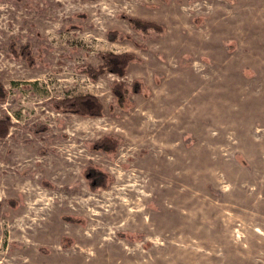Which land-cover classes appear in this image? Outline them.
Segmentation results:
<instances>
[{
  "label": "rangeland",
  "instance_id": "1",
  "mask_svg": "<svg viewBox=\"0 0 264 264\" xmlns=\"http://www.w3.org/2000/svg\"><path fill=\"white\" fill-rule=\"evenodd\" d=\"M1 86L0 264H264V0H0ZM82 95L101 116L56 109Z\"/></svg>",
  "mask_w": 264,
  "mask_h": 264
},
{
  "label": "trees",
  "instance_id": "2",
  "mask_svg": "<svg viewBox=\"0 0 264 264\" xmlns=\"http://www.w3.org/2000/svg\"><path fill=\"white\" fill-rule=\"evenodd\" d=\"M134 27L138 30L146 31L147 29H152L154 32H161L160 25H157L151 21L131 19ZM117 37V32L111 31L108 32V38L110 40H115ZM10 53L20 56L25 62L32 66L34 64V59L31 55L29 46L26 44L19 48V51L16 52L14 49L10 50ZM135 57L132 54L123 53V54H113V53H104L101 55V64L97 69H89L93 78H96L102 72H109L115 74L119 77H122L125 74L126 68L129 63L134 60ZM132 87L133 92H139V83L134 82ZM112 92L115 97L118 107H122L126 101H129L126 97L127 89L122 83H114L112 87ZM6 96L5 90L0 87V100H4ZM56 109L63 113H72L82 117H99L102 115V105L99 100L92 95H82L75 96L71 98H65L56 102ZM11 126V119L9 116H5L0 119V140L4 139L8 133ZM45 127H39L37 131L43 130ZM119 144V140L114 136H104L91 145V148L95 151L102 153H113L116 151V148ZM86 178L89 184L90 189L104 188L109 182V175L95 166H88L85 170ZM69 221H73L70 218H66Z\"/></svg>",
  "mask_w": 264,
  "mask_h": 264
},
{
  "label": "bare ground",
  "instance_id": "3",
  "mask_svg": "<svg viewBox=\"0 0 264 264\" xmlns=\"http://www.w3.org/2000/svg\"><path fill=\"white\" fill-rule=\"evenodd\" d=\"M177 199V198H176Z\"/></svg>",
  "mask_w": 264,
  "mask_h": 264
}]
</instances>
